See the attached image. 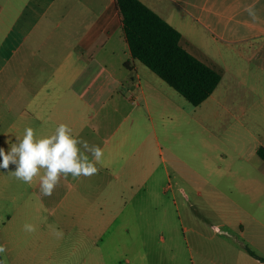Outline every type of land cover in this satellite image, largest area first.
<instances>
[{"label": "crops", "instance_id": "obj_1", "mask_svg": "<svg viewBox=\"0 0 264 264\" xmlns=\"http://www.w3.org/2000/svg\"><path fill=\"white\" fill-rule=\"evenodd\" d=\"M141 1L181 32L184 48L220 72L225 57L238 48L264 50V0ZM249 5L255 6L256 21L245 11ZM148 69L131 55L115 0H0V148L8 151L26 127L38 139L65 123L77 138L103 151L96 174L61 176L53 198L47 199L39 187L43 170L25 183L34 196L23 198V181L13 175L17 165L0 167V197H10L6 211L0 209V245L7 264H61L66 250L54 233L61 225L76 230L74 252L87 242L79 250L86 264H102L104 254L123 250L128 223L155 222L133 198L141 186L154 190L157 124H164L178 100ZM8 190L18 193L4 196ZM162 207L159 222L166 223ZM253 219L259 229L264 226ZM25 224L35 231H26ZM194 231L198 244L204 235ZM232 236L240 246L225 249L230 264H264ZM219 263L227 264L226 259ZM118 264H132L131 258Z\"/></svg>", "mask_w": 264, "mask_h": 264}, {"label": "rangeland", "instance_id": "obj_2", "mask_svg": "<svg viewBox=\"0 0 264 264\" xmlns=\"http://www.w3.org/2000/svg\"><path fill=\"white\" fill-rule=\"evenodd\" d=\"M225 58L220 83L199 105L165 85L178 101L164 124H157L160 146L155 155L156 179L151 181L154 190L141 186L133 198L141 204L143 215L154 217L155 222L128 223L129 232L124 231L121 239L123 250L104 254L102 264L124 263L126 257L132 264H220L224 259L230 264L225 249L240 246L232 235L264 256V226L259 229L253 219L264 224V50L238 48ZM20 188L23 198L34 196L25 182ZM3 193L12 197L18 192ZM9 199L0 197L1 214ZM209 201H218L219 206ZM234 201L237 206L230 205ZM163 204L166 223L159 222ZM49 228L45 221V234ZM195 229L204 235L198 244L192 238ZM55 231L63 233L59 240L66 254L61 264H86L88 258L80 251L87 242L73 251L78 243L76 230L61 225ZM197 248L204 254L199 255Z\"/></svg>", "mask_w": 264, "mask_h": 264}, {"label": "trees", "instance_id": "obj_3", "mask_svg": "<svg viewBox=\"0 0 264 264\" xmlns=\"http://www.w3.org/2000/svg\"><path fill=\"white\" fill-rule=\"evenodd\" d=\"M115 5L133 58L192 105H199L211 95L221 80V72L184 48L176 27L141 0H115ZM244 247L264 261V256L257 255L247 245Z\"/></svg>", "mask_w": 264, "mask_h": 264}, {"label": "clouds", "instance_id": "obj_4", "mask_svg": "<svg viewBox=\"0 0 264 264\" xmlns=\"http://www.w3.org/2000/svg\"><path fill=\"white\" fill-rule=\"evenodd\" d=\"M254 9V5H249L245 11L256 21L258 16ZM89 153L92 160L89 159ZM0 156L3 157L0 167L8 169L10 163L16 164L13 175L28 184L40 176L43 170L39 187L43 195L51 196L61 176L71 175L75 178L96 174V163L102 160L103 151L99 146L77 138L67 124L60 123L52 134L38 139L34 137L33 128L26 127L23 137H17L16 141L9 145L8 151L0 148ZM24 228L28 232L35 231L31 224H25ZM62 235L61 232L56 233L57 238ZM5 251V247L0 245V253ZM0 264H7L6 259L0 260Z\"/></svg>", "mask_w": 264, "mask_h": 264}, {"label": "bare ground", "instance_id": "obj_5", "mask_svg": "<svg viewBox=\"0 0 264 264\" xmlns=\"http://www.w3.org/2000/svg\"><path fill=\"white\" fill-rule=\"evenodd\" d=\"M132 99V98H131ZM137 102V101H136Z\"/></svg>", "mask_w": 264, "mask_h": 264}]
</instances>
